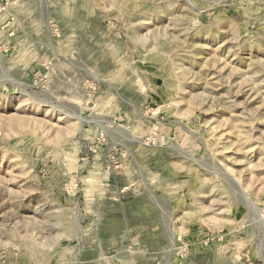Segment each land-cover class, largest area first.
<instances>
[{"label": "rangeland", "instance_id": "rangeland-1", "mask_svg": "<svg viewBox=\"0 0 264 264\" xmlns=\"http://www.w3.org/2000/svg\"><path fill=\"white\" fill-rule=\"evenodd\" d=\"M0 264H264V0H0Z\"/></svg>", "mask_w": 264, "mask_h": 264}]
</instances>
